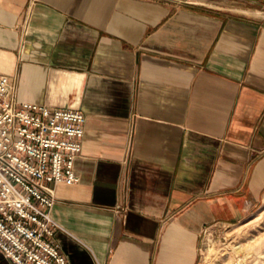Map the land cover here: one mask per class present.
Listing matches in <instances>:
<instances>
[{"label": "crops", "instance_id": "1", "mask_svg": "<svg viewBox=\"0 0 264 264\" xmlns=\"http://www.w3.org/2000/svg\"><path fill=\"white\" fill-rule=\"evenodd\" d=\"M0 72L85 115L50 212L70 264H197L264 200V0H0Z\"/></svg>", "mask_w": 264, "mask_h": 264}, {"label": "built area", "instance_id": "2", "mask_svg": "<svg viewBox=\"0 0 264 264\" xmlns=\"http://www.w3.org/2000/svg\"><path fill=\"white\" fill-rule=\"evenodd\" d=\"M86 119L73 108L17 99L0 72V252L13 264H70L50 237L56 186L79 180Z\"/></svg>", "mask_w": 264, "mask_h": 264}, {"label": "rangeland", "instance_id": "3", "mask_svg": "<svg viewBox=\"0 0 264 264\" xmlns=\"http://www.w3.org/2000/svg\"><path fill=\"white\" fill-rule=\"evenodd\" d=\"M197 264H264V200L242 222L211 227Z\"/></svg>", "mask_w": 264, "mask_h": 264}]
</instances>
